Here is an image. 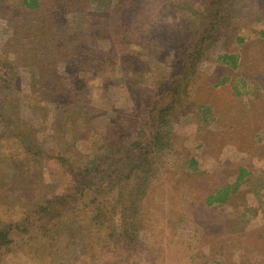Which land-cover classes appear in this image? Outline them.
Segmentation results:
<instances>
[{
  "label": "rangeland",
  "instance_id": "obj_1",
  "mask_svg": "<svg viewBox=\"0 0 264 264\" xmlns=\"http://www.w3.org/2000/svg\"><path fill=\"white\" fill-rule=\"evenodd\" d=\"M19 3H0V61L7 60L3 57L10 50H17L12 57L27 63L19 65V87L5 96L0 112L10 120L19 117L24 121L20 127L27 129L29 145L36 147L50 139L60 149L66 146L72 150L76 163L95 159L105 150L100 136L107 124L118 127L122 123L131 128L140 119L154 88L169 72L173 52L186 39L185 24L164 23L158 31L159 42L155 47L149 45L147 52L125 45L129 54L123 57L117 78H86L84 83L76 80L77 87L85 88H77L71 95L73 102L60 108L56 100L63 99L58 96L62 91L59 87L53 92L52 86L58 82L54 70L63 63L58 55L56 61L50 54L49 59L37 58L40 65L50 63L41 69L43 79L38 77L30 66L34 45L25 43L26 35L30 40L31 30L38 23L33 15L18 12ZM235 7L229 26L199 63V77L186 100L171 115L167 129L174 151L161 159L164 174L138 210L146 229L142 235L144 254L127 260L117 254L95 255L93 250L84 255L71 243L75 229L69 236L62 228L54 246L62 250L67 247L65 261L264 264V0H241ZM68 24L78 29L80 20L69 19ZM30 26L34 28L28 31ZM63 80L68 83L67 77ZM30 87H42L34 90L45 103L30 95ZM4 93L6 89H0L1 98ZM81 104L89 107L87 111H95L90 122L83 111L75 110ZM16 147L6 140L0 126V212L5 217H17L34 199L58 192L62 182L55 166L34 161L19 148L15 153ZM191 159L194 162L190 163ZM238 166L250 174L240 179L234 195L224 204L206 206L204 198L213 189L234 183L232 171ZM48 251L45 246L32 255L25 245L14 249L2 264H56L59 256Z\"/></svg>",
  "mask_w": 264,
  "mask_h": 264
},
{
  "label": "trees",
  "instance_id": "obj_2",
  "mask_svg": "<svg viewBox=\"0 0 264 264\" xmlns=\"http://www.w3.org/2000/svg\"><path fill=\"white\" fill-rule=\"evenodd\" d=\"M196 2L20 0L18 12L33 15L38 23L35 30H31L34 26L28 29L32 32L30 40L27 35L25 37V43L34 45V59L30 66L43 79L41 69L50 67V63L40 65L37 58L45 56L49 59L50 54L56 61L58 55L59 62L63 63L54 70L58 82L52 86L55 88L53 92L59 87L62 91L58 96L63 99L56 100L60 108L73 102L71 95L79 90L77 88H85L77 87L79 82L76 80L84 83L86 78H117L119 65L129 54L125 45L133 46L136 51H149V45L155 47V42H159L158 31L168 21H182L187 36L181 48L173 52L166 78L154 88L152 100L145 105L135 126L107 124L100 136L105 150L95 159L76 163L71 156L72 150H66V146L60 149L50 139L36 147L29 145L27 129L20 127L24 121L19 117L10 120L0 112V126L6 132V140L15 147L17 145L15 153L19 148L33 160H44L55 166L62 175L58 192L34 199L33 204L20 211L17 217H5L0 212V264L14 249L25 245L32 255L47 246L50 254L59 256L56 264H73L63 258L67 247L62 250L54 246L56 235L62 228L69 236L75 229V242L71 243L76 244L75 250L84 255L93 250L95 255L117 254L127 260L141 256L145 251L142 235L146 229L143 220L139 221L138 210L164 174L161 159L174 151L167 129L171 115L186 100L192 83L199 77V63L229 26L235 5L241 0ZM9 16L12 17V13ZM69 19L80 20L78 29L69 26ZM67 45L69 48L63 53ZM59 50L61 53L57 54ZM17 52L10 50L3 57L7 60L0 61V89H6L2 98L0 95V107L5 96L19 87V65L27 66L26 62L12 57ZM64 77L68 78V83ZM34 88L30 87V95L45 103ZM13 101L15 103L16 98ZM88 108L81 104L75 110L83 111L90 122L95 111H87ZM45 111L50 110L45 107ZM232 174L234 183L213 189L204 198L206 206L226 203L234 195L240 179L249 175L250 170L238 166Z\"/></svg>",
  "mask_w": 264,
  "mask_h": 264
}]
</instances>
